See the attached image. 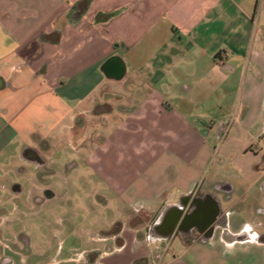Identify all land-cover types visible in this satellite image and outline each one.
<instances>
[{
    "label": "crops",
    "instance_id": "0c3cea01",
    "mask_svg": "<svg viewBox=\"0 0 264 264\" xmlns=\"http://www.w3.org/2000/svg\"><path fill=\"white\" fill-rule=\"evenodd\" d=\"M81 1L0 0V264L14 211L64 197L97 238L180 239L146 264H264V2ZM185 196L220 204L208 240L158 228Z\"/></svg>",
    "mask_w": 264,
    "mask_h": 264
},
{
    "label": "rangeland",
    "instance_id": "374dc122",
    "mask_svg": "<svg viewBox=\"0 0 264 264\" xmlns=\"http://www.w3.org/2000/svg\"><path fill=\"white\" fill-rule=\"evenodd\" d=\"M263 2L264 0L259 2L260 8ZM262 28L264 19L257 27L258 30ZM32 176L28 174L22 177L21 182H29ZM93 186L95 184L90 182L76 183L78 193H91ZM71 189L70 184L69 190ZM7 199V196L0 195V212H7ZM77 200L64 197L51 201L46 206L38 200H32L31 204L22 207L19 212L14 211V231L22 232L24 240L21 239L19 244L18 241L11 240L7 244L16 250L22 249L23 264H87L89 254L93 251L99 252L95 264H135L149 258L151 260L157 253L167 257L179 252L181 254L183 248L180 239L172 244H160L148 241L130 227L121 228L117 236L107 232L108 234L97 238L93 234V226L77 216ZM89 201L91 200L82 196L79 198V202L85 207L90 206ZM223 208L225 211L230 209L226 205ZM104 212L107 218L108 213Z\"/></svg>",
    "mask_w": 264,
    "mask_h": 264
},
{
    "label": "water",
    "instance_id": "95a60500",
    "mask_svg": "<svg viewBox=\"0 0 264 264\" xmlns=\"http://www.w3.org/2000/svg\"><path fill=\"white\" fill-rule=\"evenodd\" d=\"M125 70L122 68H118L117 75H114L115 79H121L124 75ZM192 196H185L181 199V206L182 209L174 216L171 217L166 221L167 228L165 229L166 232V239H171L176 235L177 228L181 224V217L183 212L188 208V204ZM221 215V207L218 202H214L208 208V211L204 215H197V220L201 224V230L199 231L200 234H205L204 240H208L212 237L215 228L217 227L218 220Z\"/></svg>",
    "mask_w": 264,
    "mask_h": 264
},
{
    "label": "flooded vegetation",
    "instance_id": "af4514ba",
    "mask_svg": "<svg viewBox=\"0 0 264 264\" xmlns=\"http://www.w3.org/2000/svg\"><path fill=\"white\" fill-rule=\"evenodd\" d=\"M196 211L197 209L195 204H192V201H190L188 208L183 212V215L181 217V224L177 228L176 236H185L187 237V239L188 238L191 239L194 236L200 235L199 231L201 230V224L196 219L197 218ZM164 219L160 220V222L157 225L158 228L163 229V226L166 223Z\"/></svg>",
    "mask_w": 264,
    "mask_h": 264
},
{
    "label": "trees",
    "instance_id": "16d2710c",
    "mask_svg": "<svg viewBox=\"0 0 264 264\" xmlns=\"http://www.w3.org/2000/svg\"><path fill=\"white\" fill-rule=\"evenodd\" d=\"M92 0H83L79 3V7H81L82 5H85V8H87L89 6V4L91 3ZM113 17V15H105V14H99L97 15V21H104V22H107L108 20H110L111 18ZM113 233H117V232H120L119 229H114L112 231ZM99 255L98 253H91L89 254V261L87 264H95V262L97 261ZM147 263V260H144V261H138L136 262L135 264H146Z\"/></svg>",
    "mask_w": 264,
    "mask_h": 264
}]
</instances>
